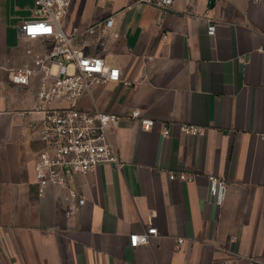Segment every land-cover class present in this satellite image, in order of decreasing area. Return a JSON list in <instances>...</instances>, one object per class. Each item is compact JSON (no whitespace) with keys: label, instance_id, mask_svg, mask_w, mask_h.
Returning a JSON list of instances; mask_svg holds the SVG:
<instances>
[{"label":"crops","instance_id":"obj_1","mask_svg":"<svg viewBox=\"0 0 264 264\" xmlns=\"http://www.w3.org/2000/svg\"><path fill=\"white\" fill-rule=\"evenodd\" d=\"M32 8L33 0H0V264H264V0H175L168 9L71 1L61 18L67 34L113 17L118 38L81 33L76 42L122 72L77 106L119 116L138 109L155 122L144 130L121 119L110 137L122 166L101 163L69 182L82 205L63 186L39 194L35 184L39 77L9 80L32 64L28 49L52 45L18 35ZM183 123L202 133L182 132ZM170 171L193 180L169 179ZM209 175L227 184L219 205ZM150 227L148 244L129 246L130 233Z\"/></svg>","mask_w":264,"mask_h":264},{"label":"built area","instance_id":"obj_2","mask_svg":"<svg viewBox=\"0 0 264 264\" xmlns=\"http://www.w3.org/2000/svg\"><path fill=\"white\" fill-rule=\"evenodd\" d=\"M71 1L33 0V17L18 25V35L28 40L49 38L52 45L43 53H34L28 49L26 52L33 55L32 64L13 68L9 80L13 84L28 85L32 77H39L36 98L44 116L38 133L44 146L33 165L38 193L42 194L49 185L63 186L68 190L67 198L77 200V204L82 205L84 199L69 187V182L76 176L94 170L101 163L122 166L118 150L110 137L121 119L137 120L144 130L151 129L155 122L142 116L138 109L119 116L97 109L84 110L77 106L79 99L90 93L94 86L121 80L122 72L102 55L85 53L84 47L76 42V37L81 33L118 38L119 33L113 30V17L109 16L98 25L88 27L85 32L67 34L61 27V18L66 14ZM138 1L168 9L175 0ZM215 28V24L209 21L207 34H214ZM57 100H66L70 104L54 105ZM180 130L191 135L202 133L201 127L195 124L183 123ZM161 133L162 136L169 135L167 124H163ZM168 177L181 181L193 180L191 174L184 172L170 171ZM208 183L213 202L221 204L227 187L225 180L209 175ZM70 208L76 209L75 206ZM156 234L155 227L144 232H132L128 236L129 246L136 248L148 244L151 236ZM177 241L181 243L182 239Z\"/></svg>","mask_w":264,"mask_h":264},{"label":"rangeland","instance_id":"obj_3","mask_svg":"<svg viewBox=\"0 0 264 264\" xmlns=\"http://www.w3.org/2000/svg\"><path fill=\"white\" fill-rule=\"evenodd\" d=\"M80 108V107H79ZM82 109H84V108H82Z\"/></svg>","mask_w":264,"mask_h":264}]
</instances>
